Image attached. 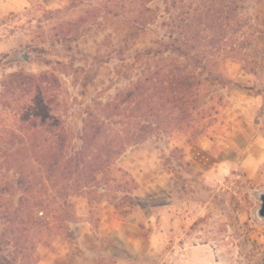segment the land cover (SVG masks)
Wrapping results in <instances>:
<instances>
[{
  "label": "rangeland",
  "instance_id": "1",
  "mask_svg": "<svg viewBox=\"0 0 264 264\" xmlns=\"http://www.w3.org/2000/svg\"><path fill=\"white\" fill-rule=\"evenodd\" d=\"M94 6L0 0V82L16 70L55 74L72 138L96 101L138 78L145 57L137 53L165 38L163 0L149 2L157 20L144 29L122 17L93 18ZM232 19L227 47L245 68L234 57L223 61L239 86L225 92L220 120L195 141L160 134L128 147L117 165L138 185L137 206L119 214L102 200L91 215L86 198L74 196L73 240L56 229L37 245V264H264V217L257 214L264 192V0H244ZM174 146L181 164L170 156Z\"/></svg>",
  "mask_w": 264,
  "mask_h": 264
},
{
  "label": "trees",
  "instance_id": "2",
  "mask_svg": "<svg viewBox=\"0 0 264 264\" xmlns=\"http://www.w3.org/2000/svg\"><path fill=\"white\" fill-rule=\"evenodd\" d=\"M94 1L93 18L122 17L141 29L157 20L152 0ZM243 1L163 0L165 38L137 53L145 57L138 78L96 101L76 138L62 118L55 74L16 70L3 77L0 264H37V245L48 243L56 229L73 240L68 223L75 219L74 196L86 198L91 215L102 200L119 214L137 206L138 185L117 165L128 147L160 134L195 141L220 120L228 89L239 86L223 61L234 57L245 68L239 52L227 47L233 12ZM170 156L182 163L178 147Z\"/></svg>",
  "mask_w": 264,
  "mask_h": 264
},
{
  "label": "water",
  "instance_id": "3",
  "mask_svg": "<svg viewBox=\"0 0 264 264\" xmlns=\"http://www.w3.org/2000/svg\"><path fill=\"white\" fill-rule=\"evenodd\" d=\"M260 198V204H259V208L257 210V214L259 215V217H264V192H262L259 196Z\"/></svg>",
  "mask_w": 264,
  "mask_h": 264
}]
</instances>
